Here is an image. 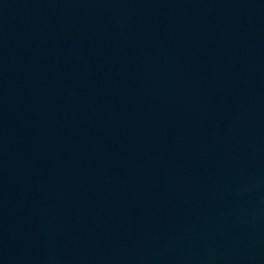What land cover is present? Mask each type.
<instances>
[{"label": "water", "instance_id": "water-1", "mask_svg": "<svg viewBox=\"0 0 264 264\" xmlns=\"http://www.w3.org/2000/svg\"><path fill=\"white\" fill-rule=\"evenodd\" d=\"M0 264H264V0H0Z\"/></svg>", "mask_w": 264, "mask_h": 264}]
</instances>
